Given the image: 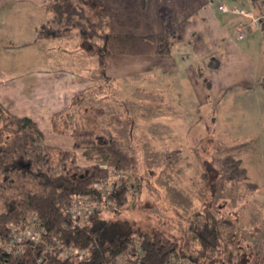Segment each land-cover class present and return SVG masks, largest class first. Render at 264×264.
<instances>
[{
  "label": "trees",
  "instance_id": "16d2710c",
  "mask_svg": "<svg viewBox=\"0 0 264 264\" xmlns=\"http://www.w3.org/2000/svg\"><path fill=\"white\" fill-rule=\"evenodd\" d=\"M140 3L146 6L148 1ZM177 5L193 11L185 13L178 24V8L170 10L169 18L172 14L174 20L171 31L177 33L172 45L196 12L187 0ZM45 7L50 18L37 28V38H80L81 50L97 56L99 61L98 71L90 78L92 89L99 98L114 101L110 93L116 87L107 75L110 56L119 46H130L132 38L111 30L112 9L100 0H47ZM178 26L183 27L180 32ZM164 31L169 34L167 28ZM165 47L160 52L169 51L171 44ZM80 98L51 119L53 132L72 139L71 151L44 144L45 135L34 119L12 114L0 102V264H110L135 239L142 241L145 250L140 264H165L173 256L187 257L198 264H264V243L255 248L249 240L262 229L254 228L247 235L239 228L242 207L260 186L250 180L242 160L232 155L233 149L215 143L211 129L206 137L197 138L190 149L199 164L203 201L201 210L186 220L154 186L160 172L145 168L137 148L133 155L121 146L114 126L126 121L131 125L126 110L125 118L116 116V121H112L115 115L107 118L104 108L82 105ZM78 152L93 161L91 166L79 167ZM214 152L226 155L214 158ZM180 155V151L168 153L166 164L173 166ZM114 171L120 176L114 180L105 212L96 214L88 225H75L68 214L73 201L77 197L99 195L95 183ZM225 184L243 187L246 192L237 194L235 200L222 197ZM148 188L157 192L159 203L152 207L158 208L162 216L153 209H135L138 204H145L143 194L145 190L150 192ZM128 210L157 217L158 224L165 226L164 231L139 230L134 220L123 215ZM109 213L111 218L107 217ZM36 224L44 230L39 241L24 240L6 249L15 234H22ZM57 241L87 249L88 255L83 261L76 257L62 258ZM193 243L198 244V249H193Z\"/></svg>",
  "mask_w": 264,
  "mask_h": 264
},
{
  "label": "crops",
  "instance_id": "0c3cea01",
  "mask_svg": "<svg viewBox=\"0 0 264 264\" xmlns=\"http://www.w3.org/2000/svg\"><path fill=\"white\" fill-rule=\"evenodd\" d=\"M46 1L0 0V102L12 114L34 119L50 140L48 144L72 150L71 138L65 136L63 140L58 134H50L51 118L55 113L69 109L76 96L82 101L84 93L93 86L90 78L98 71L99 61L97 56L81 50V40L77 36L37 38V28L50 18ZM100 1L112 11L123 4L122 0ZM224 4L234 9H246L254 15L258 0L190 1L196 12L173 45L171 41L177 34H171L169 53H160L156 38L145 39L146 34L140 33V40L145 45L133 43L131 52L112 54L107 71L114 81L115 95L118 99L124 97L122 99L134 118V130L148 136L142 149L148 156L147 167L160 172L154 180L155 185L165 202L184 216L200 206L199 164L190 149L197 138L208 134L209 122L213 125L210 129L214 131L216 141L222 146L234 148L245 144V148L235 150L234 155L242 160L250 180L260 186L257 192L264 190V170L245 160L250 146L232 140L227 132L235 130L228 121V113L234 105L229 101H234L229 88L243 87L242 94L252 95L254 90L250 85L264 86V42L252 38L256 33L254 29L249 30L241 44L229 41L225 30L233 28L236 31L237 23L247 19L222 13L219 6ZM178 9L182 12V18L178 17L181 21L184 11V14L193 11L188 7L184 10L179 6ZM150 13L155 31L160 33L163 25L155 17L154 9ZM114 16L111 28L118 32L122 27L117 28ZM209 22L215 24L212 32L206 30ZM140 30L134 31L133 36ZM232 71L241 75L239 81L229 77ZM137 74L146 76V88L158 92L159 112L144 111L140 104L135 108L133 93ZM258 94L264 100V94ZM174 151L182 153L179 161L175 166L164 165L165 155ZM153 155L159 159L158 164L152 159Z\"/></svg>",
  "mask_w": 264,
  "mask_h": 264
},
{
  "label": "rangeland",
  "instance_id": "374dc122",
  "mask_svg": "<svg viewBox=\"0 0 264 264\" xmlns=\"http://www.w3.org/2000/svg\"><path fill=\"white\" fill-rule=\"evenodd\" d=\"M145 1H148V4L146 6L141 5V3L138 0H122V2H123L122 6L121 7L119 6V8L117 10L112 11L113 13L114 12L116 13L115 16L112 13V16L116 17V19H117V21H116L117 28H121V27L122 28L120 30H118V32L113 31L112 28H111V30L114 33H117V34H120V35H123L126 37L129 36L130 38H132L130 46H132L133 43L136 45H139V46L145 45L140 40V36H141L140 33L146 34L145 39L154 37L153 39L156 38V40H157V41L155 40L156 47L160 52V51H162V49H160V48L165 47L166 45L169 44L171 34H173V32H175L174 30L171 31V26L174 23V20L171 19L172 14H171V18H169L170 10H172V12H173V10L176 11V9L179 7V5H176V4H179L181 2V0H145ZM187 1L190 3V1H194V0H187ZM229 3H232V2L230 1ZM257 6H258V9H257ZM152 9H154V11L156 13L155 17H158L159 20L161 21L162 25H163L162 31L160 33L159 32L156 33V31H155L156 28L152 24V19H150L151 18L150 12H152ZM260 10H261V13H260ZM177 11L179 12L178 17H181L180 13H182V12H180L179 9H177ZM263 14H264V0L263 1L258 0V5H256V7H255L254 16L258 18V17L262 16ZM183 15H184V12H183ZM111 19L113 21V17ZM245 21L249 22L248 19ZM177 22H178V24H180L182 21L178 20ZM214 26H215L214 23L209 22L206 24V30L212 32V30L214 29ZM254 26L258 27V25H249V29L250 30L254 29L256 32L255 34L252 35L253 36L252 38L257 42L258 41L261 42L262 40L264 42V25L263 26L260 25L261 29L255 28ZM178 27L179 28L177 29V31L180 32V30L183 27L182 28H181V26H178ZM165 28H167L169 30V34H168V31H166L167 34L165 33V31H164ZM185 28H186V26H185ZM136 30H140L137 33L139 35V37H138V35L133 36V33ZM183 31H184V29H183ZM225 34H226V38L234 44H241L244 42V41H241L238 39L237 34L233 28L225 30ZM178 38L179 39L181 38L180 33H178ZM165 40H166V43H165ZM149 41L150 40H148L147 43ZM130 46L127 45L126 48L125 47L122 48L119 46V48L115 54H119V53L125 54L128 51L131 52L132 50H131ZM165 48H167V47H165ZM170 49L171 48H169V51H165V52L163 51L160 53H164V54L169 53ZM262 56H263V61H264V52H263ZM135 76L136 77H134V80H135L134 84H135L136 89L133 93V95H135V97H136L135 98L136 101L133 102L135 105V108H136V105L140 104V109L143 108L144 111L149 110L150 113L152 110H153V113L159 112L158 111V109H159L158 108L159 107L158 92L157 91L156 92L150 91L149 88L145 87L146 76H144L142 74H137ZM229 77L232 78L233 80H238V81L241 79V75H239L237 72H233V71L231 72ZM250 86H252V88L254 90L252 95L242 94L241 91L244 89L243 87L232 86L229 88V93L234 94L233 97L231 98V99H234V101H232V100H229V101L234 103V105L232 107V110H230L228 113L229 114L228 121L231 122L232 127H235V130L229 129V130H227V132L231 135L230 138L232 140L234 139L236 141H242V143L245 142V143H247V146H250L249 147L250 150L248 152H246V159H245L246 162L252 163V164L256 165V167H260L262 170H264V100H262L260 98V95L258 94V93L264 94V86L263 85H260V86L250 85ZM110 91H111V89L109 90V93H110ZM110 96H111V98H112V96L115 98V99H113L114 101H105V99L103 100L102 98H99L100 96L95 92V90L90 88L88 90V92L84 93L81 104L83 105L85 103L87 105H90V106H93V107L99 108V109L104 108V111L106 112L107 118H110V117L112 118V116L115 115L114 116L115 119H112V121L113 120L116 121V119H117L116 116H118V117L120 116L122 118L123 117L125 118L124 110H126V113L132 122L131 125H130V123H128L126 121L124 124H120L121 122H119L117 125L114 126L115 127L114 131H118V134L120 135L121 146L123 147V149L128 150L130 152V154H133V155L136 154L134 148H137V151L139 152V154H141V158L143 159L145 168L148 170L158 171V169H155V168L149 169L147 167L148 156L146 154H144V152H143L142 143L144 140L148 139V136H143V135L137 134L136 131L134 130L135 121L133 120L134 118H132L130 115L126 101L123 100L124 97H120L121 96L120 95L119 96L120 98L118 99V97L115 95V92L110 93ZM75 98L79 99V96H76ZM154 101H156V102L153 103ZM121 104H123V107L120 106ZM139 112L141 113V110ZM167 112H173V111L168 110ZM123 121H125V120H123ZM209 123H210V125L207 126L208 127V134L210 133V126H213L211 124V122H209ZM118 125H119V129L117 128ZM53 133H55V132H53V130H52V132L50 134L52 135ZM55 134L59 135L58 136L59 139L65 140L66 139L65 136L70 138V136L66 135V134H59V133H55ZM213 134H214V131H213ZM51 135H49V136H51ZM206 136H204V137H206ZM199 138H201V137H199ZM214 138L216 141V137H214ZM49 139H50V137H49ZM49 141L50 140L46 139V137H45L43 142H44V144H46L50 147H57V148L65 150L62 147L53 146L51 144H48V143H50ZM215 143L219 144L223 148L233 149L232 155H234L235 150L240 149V148L241 149L245 148V144L241 145V146H236L233 148V147L222 146L217 141ZM72 149H73V147H72ZM213 154H214V158H222L226 155L225 153L220 154L217 152H214ZM166 155H165V158L163 160L164 165L166 164ZM77 156H78V164H79V167H81V168H86L88 166H91V164L93 163V161L90 162V161L86 160L83 156H81L80 152L77 153ZM180 157H181V155L179 156V158L177 159V161L174 163L173 166L176 165V163L179 161ZM149 159H150V157H149ZM152 159L155 160L157 164H158V162H160L159 159L156 160V157L154 155H153ZM114 176H115V173L112 172L111 179H114ZM200 181H199V183H200ZM201 183H202V181H201ZM202 185H203V183H202ZM154 186H156L155 183H154ZM199 186H200V191L198 194V199L200 200V206H198V208L191 210L190 211L191 213H188L185 216L183 214H180L181 211H178L177 209L173 208L174 210L177 211V213L179 215H181L182 218H184L186 220L191 219L202 208V201L203 200L200 197V193H201V190L203 189L202 188L203 186H201V185H199ZM157 189H159V188L157 187ZM223 189L224 190H222L220 195L222 197L231 198L232 200H235V198L237 197V194H244L246 192V189L243 187L242 188L241 187L235 188L234 186H231L228 184H225ZM148 191H150V192H147L145 190L144 194H143V198L145 199L144 200L145 204L144 205L138 204L135 209L140 210L143 207L153 209L154 213H156L158 216H162V214L160 215L158 208L152 207V205H156L159 203L158 202L159 198H158L157 192L151 188H148ZM152 199H154V202L152 201ZM241 214H242L241 215V224L239 227L240 232L248 235V234L252 233L254 228L262 229V231H259V232L256 231L254 233L253 237L249 238V240L252 242V244L255 246V248H258L261 244L264 243V190L259 191V192H257V191L254 192L250 202L247 203L244 207H242ZM123 215L126 217H130L132 220H134L135 223L138 224V228L141 231L148 232V233H151L152 231H154V232L164 231L163 228L165 226L162 227L161 225H159L157 217H154L153 215H149L147 213L144 214V212H142V211L137 212L134 210L125 211L123 213ZM111 216H112V213H109L107 215L108 218H111ZM184 226H186V225H184ZM166 229L168 231L172 230V228H170V226H168L167 224H166ZM193 249L194 250L198 249L197 243H193Z\"/></svg>",
  "mask_w": 264,
  "mask_h": 264
},
{
  "label": "built area",
  "instance_id": "2783aa9c",
  "mask_svg": "<svg viewBox=\"0 0 264 264\" xmlns=\"http://www.w3.org/2000/svg\"><path fill=\"white\" fill-rule=\"evenodd\" d=\"M219 10L222 13L238 15L243 18L250 19L249 23L245 20H241L236 25V34L239 40L243 41L247 38L249 33V25H258L260 26L264 22V14L260 17H255L252 13L247 11L246 9H234L230 8L228 5H220ZM115 176L114 179H111L112 173L109 177L98 180L95 185L94 189L100 195H90V196H83L77 197L71 207L68 210V214L70 215L73 223L77 226L83 227L85 225L90 224L93 217L96 214L101 212H105L107 209L110 201L109 195L113 188V183L116 178L120 176L114 171ZM44 232L38 224L34 227L29 228L26 232L22 234H15L13 241L10 245L6 246V249H11L12 245L15 243H20L24 240H33L39 241L41 239V234ZM58 249L60 250L59 255L62 258H73L76 257L79 261L85 260L86 256L88 255L87 249H79L75 246H65L61 242L57 241ZM145 256V250L142 246V241L140 239L133 240L126 250L120 254L113 263L110 264H140L143 257ZM165 264H198L192 261L190 258L187 257H176L173 256L168 262Z\"/></svg>",
  "mask_w": 264,
  "mask_h": 264
}]
</instances>
